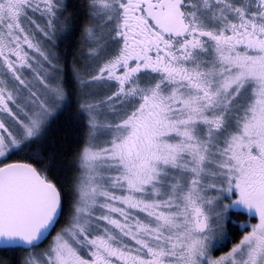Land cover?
<instances>
[{
    "label": "snow or ice",
    "instance_id": "6c2138e0",
    "mask_svg": "<svg viewBox=\"0 0 264 264\" xmlns=\"http://www.w3.org/2000/svg\"><path fill=\"white\" fill-rule=\"evenodd\" d=\"M69 6L0 0V251L264 264V0H84L71 66ZM71 108L65 166L45 144Z\"/></svg>",
    "mask_w": 264,
    "mask_h": 264
},
{
    "label": "trees",
    "instance_id": "16d2710c",
    "mask_svg": "<svg viewBox=\"0 0 264 264\" xmlns=\"http://www.w3.org/2000/svg\"><path fill=\"white\" fill-rule=\"evenodd\" d=\"M83 3L84 0H69L70 6L68 9V15H71L74 18L72 25L74 31H72L70 35L65 34L67 38H62L63 42L61 45L62 56L67 65L72 62L74 57L78 56L81 52L80 48L83 46L81 34L84 25L88 23L82 7ZM74 112L75 108L67 110L64 116L56 122L52 132L50 133V139L45 144V150L49 153H55L57 160L62 158L65 162V166L73 161L75 154L80 147V130L76 127L75 120L73 118ZM53 172L55 173V176L53 177L54 179L58 176L59 179L64 182H67V179L74 175L72 170L67 167H65V170L62 172L55 169ZM246 219L247 217H233V220L237 222L245 221ZM236 229L237 224H233L228 228L230 238L235 239L233 232ZM20 255V253H16L14 255L11 252L0 251V257H2L7 264H18Z\"/></svg>",
    "mask_w": 264,
    "mask_h": 264
},
{
    "label": "rangeland",
    "instance_id": "374dc122",
    "mask_svg": "<svg viewBox=\"0 0 264 264\" xmlns=\"http://www.w3.org/2000/svg\"><path fill=\"white\" fill-rule=\"evenodd\" d=\"M65 35V34H64ZM63 38V37H62ZM63 40V39H62ZM63 42V41H62ZM62 42H60L59 40L57 41V43H58V51H59V53H60V55H61V57H62V59H63V56H62V52H61V45H62ZM81 46H82V44H81ZM80 47V46H79ZM82 48H83V46L80 48V51L82 50ZM78 56H79V54H78ZM77 57V56H76ZM64 60V59H63ZM73 60V59H72ZM71 64H72V62L71 63H69V66H71ZM73 173H74V175H75V172L74 171H72ZM26 255V254H25ZM0 259H3L2 257H0ZM5 261V260H4ZM5 264H7V262L5 261Z\"/></svg>",
    "mask_w": 264,
    "mask_h": 264
},
{
    "label": "flooded vegetation",
    "instance_id": "af4514ba",
    "mask_svg": "<svg viewBox=\"0 0 264 264\" xmlns=\"http://www.w3.org/2000/svg\"><path fill=\"white\" fill-rule=\"evenodd\" d=\"M83 31V30H82ZM82 35V34H81ZM81 39H82V36H81ZM245 221H239L238 223L239 224H243ZM229 247H230V245H229ZM227 249L225 248V249H223V250H221V251H218V252H216V253H214L215 255H221V254H223V251H226Z\"/></svg>",
    "mask_w": 264,
    "mask_h": 264
}]
</instances>
